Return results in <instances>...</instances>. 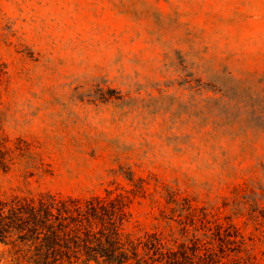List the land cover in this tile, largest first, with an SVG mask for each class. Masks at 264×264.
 I'll use <instances>...</instances> for the list:
<instances>
[{"label":"rangeland","instance_id":"obj_1","mask_svg":"<svg viewBox=\"0 0 264 264\" xmlns=\"http://www.w3.org/2000/svg\"><path fill=\"white\" fill-rule=\"evenodd\" d=\"M0 137L29 151L0 195L26 173L79 198L131 175L147 197L126 233L156 226L167 188L260 260L246 214L264 212V0H0Z\"/></svg>","mask_w":264,"mask_h":264},{"label":"trees","instance_id":"obj_2","mask_svg":"<svg viewBox=\"0 0 264 264\" xmlns=\"http://www.w3.org/2000/svg\"><path fill=\"white\" fill-rule=\"evenodd\" d=\"M7 142L0 137L2 173L17 157L29 156ZM33 176L24 175L23 189L0 195V246L9 258L0 264H264V251L257 260L228 218L179 192L163 188L156 226L131 235L125 232L131 206L147 197L141 181L129 175L130 188L113 185L79 198L30 189ZM246 216L264 244V212Z\"/></svg>","mask_w":264,"mask_h":264}]
</instances>
